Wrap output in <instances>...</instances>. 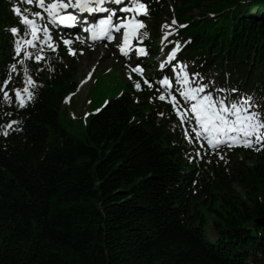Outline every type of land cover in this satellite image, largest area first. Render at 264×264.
I'll use <instances>...</instances> for the list:
<instances>
[{
  "label": "trees",
  "instance_id": "trees-1",
  "mask_svg": "<svg viewBox=\"0 0 264 264\" xmlns=\"http://www.w3.org/2000/svg\"><path fill=\"white\" fill-rule=\"evenodd\" d=\"M146 4L155 22L171 5L185 25L188 72L264 103V0ZM24 10L0 0V82L11 77L0 88V264H264V146L211 153L159 99L165 89L135 79L72 136L60 111L78 87L74 59L42 45L46 59L17 55L10 29L23 34ZM25 87L34 98L20 107Z\"/></svg>",
  "mask_w": 264,
  "mask_h": 264
},
{
  "label": "snow or ice",
  "instance_id": "snow-or-ice-1",
  "mask_svg": "<svg viewBox=\"0 0 264 264\" xmlns=\"http://www.w3.org/2000/svg\"><path fill=\"white\" fill-rule=\"evenodd\" d=\"M22 3L35 4L42 10V12L31 13V17H37L41 20L46 19L52 25H63L66 27L75 28L81 27L83 32L91 34V40L97 41L103 38L112 41L115 39L114 33H121L122 31V43L118 45L119 51L125 57L129 56L132 51H137L139 55H147L145 47L139 46L142 43L144 37H147L149 33L147 31L140 32V29L145 27L144 20L138 18L136 15H130L128 17H117V9L106 6L108 3H114L115 5H121L122 0H51L50 3H46V0H21ZM14 11L20 15L22 10L20 7H15ZM25 12L29 10L25 9ZM122 11L125 13H144L148 12L145 3L141 0H132V6H124ZM95 13H108L102 18L96 19L95 15L89 16L86 14ZM85 14V15H80ZM30 15L24 14L21 18V23L24 26L23 34L20 35V30L17 27H12L10 31L13 34H17L19 38L15 41L16 53L20 54L24 45L30 48L36 49L35 52L24 51L25 57L41 61L46 59L41 54L40 44L46 41H52L53 37L48 27L37 23V19L31 18ZM43 33V36L40 35ZM31 37L30 39L28 37ZM62 43L69 47V54L76 55L75 49L70 46L74 41L84 42V38L77 35L73 38L64 39L61 37ZM136 41L134 47L133 42ZM49 48L55 50L53 44H49ZM175 49L172 57L175 58ZM80 54H83V49L80 50ZM24 60L20 63L24 64ZM130 67L128 73L129 78L133 72L143 77L144 68L139 64L136 67ZM180 67L187 68V65H181ZM13 71L16 70V64H12ZM24 74L27 81L32 86L36 85V82L28 76V69H24ZM193 75H199V73H193ZM176 84L182 86L179 90V95L184 101H187V105L181 104L177 95L171 94V101L174 105V109L181 120L188 123L194 122L193 130L196 133V138H205L207 144L211 148L215 149L221 144L226 146H232L242 144L244 146H252L253 144H261L264 146V109H261L259 105H255L252 102L251 96H243L237 100L229 101L227 98L217 99L207 92V84H198L191 86L192 81L189 79V73L184 71L183 73L177 71L175 73ZM11 77H8L7 81L0 82V88L5 87ZM144 82L151 86L152 82L144 77ZM160 83L165 86L171 87L172 80L169 76L165 75ZM134 87L141 88L140 82H134ZM233 91H236L233 89ZM26 93L27 95H22ZM4 97L11 102L8 91L3 92ZM15 95L19 100V106L24 107L27 100L34 98V94L25 87L23 90L15 89ZM166 97L161 95L159 99L164 100ZM17 123L12 121L6 127L12 128L13 124ZM3 135H8L7 131L3 132Z\"/></svg>",
  "mask_w": 264,
  "mask_h": 264
},
{
  "label": "rangeland",
  "instance_id": "rangeland-1",
  "mask_svg": "<svg viewBox=\"0 0 264 264\" xmlns=\"http://www.w3.org/2000/svg\"><path fill=\"white\" fill-rule=\"evenodd\" d=\"M50 2L51 0H46V3ZM33 4H35V2ZM33 4L28 5L32 6ZM35 6L37 12H40L38 6L36 4ZM168 12L169 14H167L166 17L161 18L159 22L151 23V28L152 26L154 28L153 31H156L160 36L165 35L166 33H174L177 26V23L174 20L176 13L171 5H169ZM193 15L199 16V11L195 10ZM34 19H37L38 24L49 28L46 19L41 20L37 17ZM50 32L53 40H45L43 42L48 46L49 44H53L54 46L62 45L61 37L64 39H69L71 37V35L67 34L56 35L52 30H50ZM40 35L43 36V33H40ZM160 42L161 41H159V46L162 45ZM181 46L182 43L179 41L177 42L175 49L180 48ZM63 47L67 48L69 52L68 46L63 44ZM70 47L75 49L77 53L76 55H73V59L76 68L74 79L75 82L78 83V89L71 100H69V97L66 98V102L60 111V122L72 136L83 139L85 138L90 117L100 110L107 101L114 99L122 92L126 91V81L130 79L128 75L131 70L129 65L133 67V63H131V61L126 63L122 62L118 57L117 49L113 47L106 48L104 44L90 46L83 42L74 41ZM81 49H83L82 55L80 54ZM155 59H162L163 61L161 54ZM154 71L155 70L148 68L147 73L143 75V78H149ZM93 73L94 75L93 78H91V81L88 80L85 82L84 80L86 76ZM132 77L131 74V78ZM189 79L193 82L192 85L195 84V86L198 84H207L209 87L206 91L215 94L210 84L211 82H208L206 78L200 79L199 77L195 78L189 75ZM169 96L171 99V95ZM216 98L218 99V97ZM179 99L183 100L181 96H179ZM235 146L241 148L244 145L237 144Z\"/></svg>",
  "mask_w": 264,
  "mask_h": 264
},
{
  "label": "water",
  "instance_id": "water-1",
  "mask_svg": "<svg viewBox=\"0 0 264 264\" xmlns=\"http://www.w3.org/2000/svg\"><path fill=\"white\" fill-rule=\"evenodd\" d=\"M259 224L264 227V219Z\"/></svg>",
  "mask_w": 264,
  "mask_h": 264
}]
</instances>
